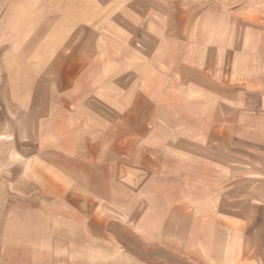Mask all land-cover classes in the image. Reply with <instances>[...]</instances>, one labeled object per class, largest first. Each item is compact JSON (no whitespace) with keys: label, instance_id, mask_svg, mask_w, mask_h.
Here are the masks:
<instances>
[{"label":"crops","instance_id":"obj_1","mask_svg":"<svg viewBox=\"0 0 264 264\" xmlns=\"http://www.w3.org/2000/svg\"><path fill=\"white\" fill-rule=\"evenodd\" d=\"M255 95L264 0H0L13 264H264V171L205 147H264Z\"/></svg>","mask_w":264,"mask_h":264},{"label":"rangeland","instance_id":"obj_2","mask_svg":"<svg viewBox=\"0 0 264 264\" xmlns=\"http://www.w3.org/2000/svg\"><path fill=\"white\" fill-rule=\"evenodd\" d=\"M245 102L249 104H256V106H259L264 102V97L256 95L245 96ZM229 140L232 142L227 145H212L205 147L209 148L210 153L228 152L229 156L237 153L238 155L242 156L241 159L243 161H241L240 163H255L257 164L259 170L264 171V166L262 164L263 162L251 161L248 157H246L249 153L264 152L263 146H251L246 142L243 143L231 137H229ZM21 147L23 146L7 143L6 139L4 140V145L0 143V264H13L14 261L18 262V251L22 248L21 245L24 244L23 249L26 250L27 242L12 240V228L14 227L13 218L16 215H19V213H21L23 210L24 212L26 211V209H24L21 205L23 200L24 202L27 201L26 193H21L22 189L25 188L24 190L27 191V183L30 180L32 188L34 189L35 186L32 181L36 182L38 178L27 177L23 175L24 170H22V166L24 165V161L19 159L18 156ZM14 156L16 157L15 159L13 158ZM18 166H20L21 169ZM40 179L42 180V178ZM19 185L26 186L19 187ZM219 236L220 235H217V238H219ZM228 236L230 238L231 235L229 234ZM228 246L230 248H234L235 241L229 239ZM150 263L151 261L149 259V264ZM170 263L171 258H167L164 263L162 262V264Z\"/></svg>","mask_w":264,"mask_h":264}]
</instances>
